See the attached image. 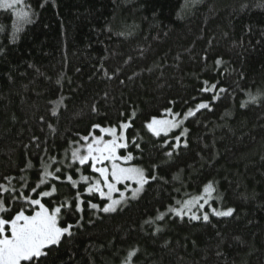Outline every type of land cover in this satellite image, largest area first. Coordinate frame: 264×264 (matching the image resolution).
Segmentation results:
<instances>
[{
  "label": "trees",
  "instance_id": "trees-1",
  "mask_svg": "<svg viewBox=\"0 0 264 264\" xmlns=\"http://www.w3.org/2000/svg\"><path fill=\"white\" fill-rule=\"evenodd\" d=\"M24 8L20 20L0 11V218L32 215L39 199L71 226L32 264H264V0ZM201 103L185 135L146 128ZM123 123L120 155L147 183L106 213L107 200L87 193L99 175L71 153L96 128ZM211 196L216 212L232 214L171 213Z\"/></svg>",
  "mask_w": 264,
  "mask_h": 264
},
{
  "label": "snow or ice",
  "instance_id": "snow-or-ice-1",
  "mask_svg": "<svg viewBox=\"0 0 264 264\" xmlns=\"http://www.w3.org/2000/svg\"><path fill=\"white\" fill-rule=\"evenodd\" d=\"M4 6L8 8L13 7V2L5 0ZM205 91L208 89L205 88ZM255 97H253V100ZM208 105L201 103L197 106L199 108H207ZM191 111L188 115H192ZM178 124L174 121L168 120H156L153 119L147 127L152 130L156 135H159L162 130L169 129L171 127H177ZM123 127H128L127 124ZM101 131L111 135L112 140L105 141L103 137H94L93 143L87 146V154L80 155L79 151H74L72 156L74 159H78L80 164L92 161V170L98 172L103 178V183L107 186L109 193L116 190L115 183L109 182V175L116 183L121 181L133 180L140 185V188L133 190V197L142 189L143 185L147 182V178L144 175L143 169L136 167H121L116 163L117 160L129 161L132 159L131 154L121 157L117 154V150L127 147L126 143H121L122 137H118L116 129H101ZM87 139V138H85ZM104 161L111 162V171L107 167H96L97 164H102ZM59 171V169H57ZM50 175V173H46ZM154 178V177H153ZM71 180V177H68ZM83 179L87 180V177ZM101 181L97 180L95 184L88 189V191H97L101 196L105 193L101 189ZM3 188V186H0ZM212 185L209 184L206 191L211 189ZM7 191L6 188L3 189ZM35 189H33L34 191ZM55 191V188L52 189ZM43 196H49L50 193L45 191ZM33 205H38L40 210L36 211L34 215H26L25 211H19L14 218L4 219L0 218V264H32L34 259H38L41 256L46 255L44 249L51 245H56L60 242L62 236L66 233L71 234V226L61 227L59 226V214L61 208L56 207L51 213L49 209L41 203L39 199H32L29 201ZM120 201L113 200L112 204L103 208L104 212L115 211V206ZM192 202H189V206ZM93 208L97 205H91ZM3 201H0V211H5ZM215 212V209L213 210ZM177 215H183L182 210H176ZM216 215L229 216L232 214V210L229 209L224 212H215ZM162 218V217H161ZM193 219H199V217L193 215ZM203 219L207 220L208 215L205 214ZM10 227V235L5 234V228ZM134 253H130V256Z\"/></svg>",
  "mask_w": 264,
  "mask_h": 264
},
{
  "label": "rangeland",
  "instance_id": "rangeland-1",
  "mask_svg": "<svg viewBox=\"0 0 264 264\" xmlns=\"http://www.w3.org/2000/svg\"><path fill=\"white\" fill-rule=\"evenodd\" d=\"M9 2H13V7L12 8H8V7L4 6L5 0H1L0 1V11H3V10H13L15 12V15H16V18L17 19L20 20L21 18H23L25 16V13H26L25 12V8H24V2H25V0H9ZM200 109H202V108H199L198 110L196 108V109H193V110H190V111L195 114ZM189 112H187L183 116L175 115V114H173L171 112H168L166 114V117L156 118V120L174 121V122H176L178 124L177 127H171L169 129L162 130L159 135H167V134H170L171 132L176 131V130H182L183 135H185L186 134V129H185L184 125H185L186 121L190 117H192L194 115V114L188 115ZM125 124L126 123H123L119 127H114V129H116L117 136L118 137H122V139H121L120 142L121 143H126V145H127V129L129 127V124H127L128 127H126V128L123 127V125H125ZM146 128H147V130L151 134H153L155 136H159V135H156L147 126H146ZM101 129H109V128H96L95 129L96 132H94L89 138L88 137H87V139L84 138L77 146H75V148L73 149L72 153L74 151H79L80 155H86L87 154V146L89 144L93 143L94 137H103V139L105 141H109V140H112L113 139V137L111 135H109V134L101 131ZM122 149L123 148H120V149L117 150V154L119 156H121L120 155V151ZM72 153H71V163H76V164H79L80 166H84V165H88L89 164L91 166V164H92V161L91 160H89L87 163L80 164L78 159H74L73 158ZM130 162H131V160L125 161L123 159L116 161V163L119 164L121 167H136V168H140L138 166L131 165ZM96 167H107L109 169V171H111V162L104 161L102 164H97ZM95 173L98 174L99 177H100V179H99L101 181V185L100 186H101V189L103 190V192L105 193V195L104 196H101L100 193L97 192V191H95V190H93L91 192L88 191V189L90 187H92L97 180H95L91 185H89V187L87 189V193H89V194L90 193H97L102 199L107 200V204L105 205V207H108L110 204H112V201L113 200L120 201V203L115 206V208H116L115 211H117L119 208H121L124 205H126L129 200L138 198L141 195V193L143 192V190L145 188V185L147 183L146 182L143 185L142 189L136 194V196L133 197V190L134 189H137V188H140V185L138 183H136L133 180L121 181L119 183H116L113 180V178L111 177V175H109V182L110 183H115V187H116V190L115 191H112L111 193H109L107 186L103 183V178L100 176V174L98 172H95ZM144 175H145V173H144ZM85 181H88V179L85 180ZM212 201H213V197L211 196V198L210 199L208 198V200H206V199H199L198 201H192V203H191L190 206H189V202H187L184 205L180 206L179 208L173 209L174 211H171V213L173 215H175V216L180 217V218L186 217V218H190L192 220H198V219H193L192 218L193 215L199 217V219H200V218H203V216L205 214H207L208 216L210 214H215L216 211L215 212L213 211L214 208L211 205L212 204ZM36 206H37V208L35 209V211H34V213L32 215H34L36 211H39L40 210L39 206L38 205H36ZM96 209H98V208L96 207ZM176 210H182L183 211V215H177ZM115 211H109V212H106V213L115 212ZM49 212L51 213V211H49ZM5 234L10 235V227H6L5 228ZM62 237H61V239H62Z\"/></svg>",
  "mask_w": 264,
  "mask_h": 264
}]
</instances>
